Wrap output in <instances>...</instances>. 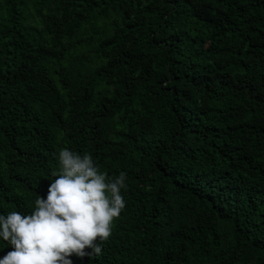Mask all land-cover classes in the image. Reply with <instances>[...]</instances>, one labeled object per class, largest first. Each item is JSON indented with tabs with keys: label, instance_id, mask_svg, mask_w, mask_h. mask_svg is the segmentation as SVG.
<instances>
[{
	"label": "trees",
	"instance_id": "trees-1",
	"mask_svg": "<svg viewBox=\"0 0 264 264\" xmlns=\"http://www.w3.org/2000/svg\"><path fill=\"white\" fill-rule=\"evenodd\" d=\"M62 148L126 173L73 264H264V0H0V214Z\"/></svg>",
	"mask_w": 264,
	"mask_h": 264
},
{
	"label": "clouds",
	"instance_id": "clouds-1",
	"mask_svg": "<svg viewBox=\"0 0 264 264\" xmlns=\"http://www.w3.org/2000/svg\"><path fill=\"white\" fill-rule=\"evenodd\" d=\"M58 160L47 197L38 195L29 215L0 214V239L13 249L0 264H73V254H101L113 218L126 205V173L109 179L91 154L68 148L60 149Z\"/></svg>",
	"mask_w": 264,
	"mask_h": 264
}]
</instances>
